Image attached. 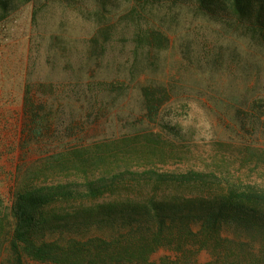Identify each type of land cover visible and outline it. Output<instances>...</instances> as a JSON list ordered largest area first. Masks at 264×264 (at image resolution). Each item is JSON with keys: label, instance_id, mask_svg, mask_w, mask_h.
<instances>
[{"label": "rangeland", "instance_id": "obj_1", "mask_svg": "<svg viewBox=\"0 0 264 264\" xmlns=\"http://www.w3.org/2000/svg\"><path fill=\"white\" fill-rule=\"evenodd\" d=\"M146 2H140L145 11ZM133 3L41 0L37 10L30 2L0 20V200L5 207L31 179L68 181L85 170L90 175L126 168L213 172L223 184L231 178L264 192V38L237 26L230 14L221 18L202 10L195 0H159L160 8L139 23L161 27L170 45L132 66L129 52L137 28L128 23V10ZM106 27L108 50L93 68L83 50ZM145 85L160 86L164 101L156 114L146 107ZM26 96L49 119L37 136L26 114ZM105 140L118 141L99 166L55 157ZM223 235L238 237L232 227ZM255 235L261 243L263 236Z\"/></svg>", "mask_w": 264, "mask_h": 264}, {"label": "trees", "instance_id": "obj_2", "mask_svg": "<svg viewBox=\"0 0 264 264\" xmlns=\"http://www.w3.org/2000/svg\"><path fill=\"white\" fill-rule=\"evenodd\" d=\"M142 1L150 5L147 11ZM158 1L133 0L128 10V23L137 28L129 52L132 66L170 45L161 27L139 23L163 2ZM195 1L221 18L230 14L237 26L263 40L264 0ZM30 2L37 10L41 0H0V20ZM110 38L106 27L89 39L83 53L93 68L104 58ZM159 87L143 86L150 114L158 113L164 101ZM25 107L33 134H42L47 115L30 96ZM117 141H99L55 157L99 166ZM223 182L213 172L128 168L91 175L85 170L83 176L54 183L31 179L16 189L9 207L0 200V264H264V192L231 178ZM193 185L196 193H188ZM225 227L240 238L224 236ZM255 232L263 236L259 244ZM244 234L250 239H242Z\"/></svg>", "mask_w": 264, "mask_h": 264}]
</instances>
